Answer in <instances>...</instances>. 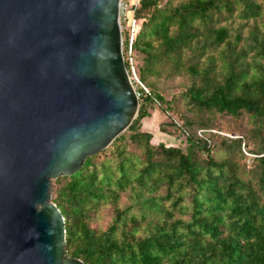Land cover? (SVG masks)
Wrapping results in <instances>:
<instances>
[{
    "label": "trees",
    "instance_id": "obj_1",
    "mask_svg": "<svg viewBox=\"0 0 264 264\" xmlns=\"http://www.w3.org/2000/svg\"><path fill=\"white\" fill-rule=\"evenodd\" d=\"M131 9L129 54L120 20L122 56L147 91L132 81L139 111L129 126L54 179L67 255L264 264V0H137ZM154 105L169 118L159 130L182 145L152 143L140 128Z\"/></svg>",
    "mask_w": 264,
    "mask_h": 264
},
{
    "label": "water",
    "instance_id": "obj_2",
    "mask_svg": "<svg viewBox=\"0 0 264 264\" xmlns=\"http://www.w3.org/2000/svg\"><path fill=\"white\" fill-rule=\"evenodd\" d=\"M120 14L121 0H0V264H85L50 190L139 111Z\"/></svg>",
    "mask_w": 264,
    "mask_h": 264
},
{
    "label": "rangeland",
    "instance_id": "obj_3",
    "mask_svg": "<svg viewBox=\"0 0 264 264\" xmlns=\"http://www.w3.org/2000/svg\"><path fill=\"white\" fill-rule=\"evenodd\" d=\"M125 24L126 23H124V25ZM231 26L234 27L235 24L231 23ZM132 60H133V58L131 59V62H132ZM134 61H137L136 58L134 59ZM132 66H133V62H132ZM133 69H134V67H133ZM133 86L135 88V85H133ZM171 92H172L171 89L166 90L164 92V96L166 98H168ZM148 110H149V116H146L140 120V124H141L140 128L150 132V134L152 136L151 142L152 143L163 142L166 145H182V144H180L181 143L180 138L182 139L181 135L176 136V134L173 133L171 131V129H167L166 130L167 133L161 132L159 130V126L161 123L169 121V118L166 116V114L156 105H154L152 108L148 107ZM228 135H233V134H228ZM54 185L55 184L53 182L51 190H50L51 192H52V189L54 188ZM51 197H52V193H51ZM104 215L105 214L102 215V218L100 220L101 224H104V222H105L106 217Z\"/></svg>",
    "mask_w": 264,
    "mask_h": 264
},
{
    "label": "built area",
    "instance_id": "obj_4",
    "mask_svg": "<svg viewBox=\"0 0 264 264\" xmlns=\"http://www.w3.org/2000/svg\"><path fill=\"white\" fill-rule=\"evenodd\" d=\"M137 3V0H121V14H120V20L124 21L125 26L129 28V36H128V49H127V53H130V42H131V37H132V30H133V26H134V19L132 18V6H135V4ZM121 27V25H120ZM129 61H130V74H128L130 81H134L137 84H139L142 89L144 91H147L144 86L141 85V83L138 81L135 73H134V69L133 66L131 64V57H129ZM137 96H138V92H137Z\"/></svg>",
    "mask_w": 264,
    "mask_h": 264
}]
</instances>
